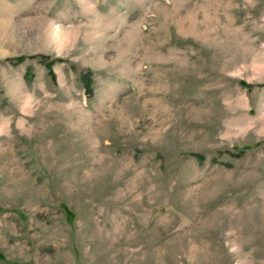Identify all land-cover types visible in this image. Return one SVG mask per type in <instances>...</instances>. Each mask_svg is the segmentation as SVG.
Returning <instances> with one entry per match:
<instances>
[{"label": "rangeland", "instance_id": "374dc122", "mask_svg": "<svg viewBox=\"0 0 264 264\" xmlns=\"http://www.w3.org/2000/svg\"><path fill=\"white\" fill-rule=\"evenodd\" d=\"M0 264H264V0H0Z\"/></svg>", "mask_w": 264, "mask_h": 264}, {"label": "trees", "instance_id": "16d2710c", "mask_svg": "<svg viewBox=\"0 0 264 264\" xmlns=\"http://www.w3.org/2000/svg\"><path fill=\"white\" fill-rule=\"evenodd\" d=\"M17 62H20L21 61V59H18V60H16ZM45 68L47 69V71H48V73H50V75L53 77V75H52V72H51V63H46L45 64ZM242 86H244V87H247V86H245L243 83H240ZM84 87H85V89H87L88 88V84H84ZM197 158H200V157H197Z\"/></svg>", "mask_w": 264, "mask_h": 264}]
</instances>
